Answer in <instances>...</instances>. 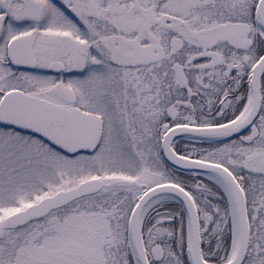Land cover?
I'll return each mask as SVG.
<instances>
[{"label":"snow or ice","instance_id":"snow-or-ice-1","mask_svg":"<svg viewBox=\"0 0 264 264\" xmlns=\"http://www.w3.org/2000/svg\"><path fill=\"white\" fill-rule=\"evenodd\" d=\"M0 264H264V0H0Z\"/></svg>","mask_w":264,"mask_h":264}]
</instances>
